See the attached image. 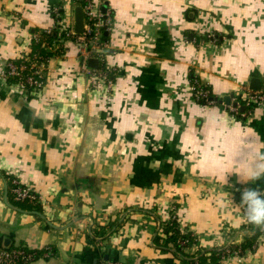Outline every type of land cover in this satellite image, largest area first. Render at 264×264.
Masks as SVG:
<instances>
[{"label":"crops","instance_id":"1","mask_svg":"<svg viewBox=\"0 0 264 264\" xmlns=\"http://www.w3.org/2000/svg\"><path fill=\"white\" fill-rule=\"evenodd\" d=\"M62 1L74 26L66 10L80 4ZM58 2L0 0L2 246L53 247L30 264H197L201 255L216 264L211 250L255 233L238 190L264 192V178L249 180L264 156V103L229 108L244 87L264 90V0H108L106 59L91 67L111 85L82 71L76 46L58 31ZM48 30L61 48L46 50V86L23 89L7 65ZM197 83L213 103L194 97ZM13 179L37 202L17 201ZM173 207L196 237L183 253L161 228ZM217 264H264V233L253 249Z\"/></svg>","mask_w":264,"mask_h":264},{"label":"built area","instance_id":"2","mask_svg":"<svg viewBox=\"0 0 264 264\" xmlns=\"http://www.w3.org/2000/svg\"><path fill=\"white\" fill-rule=\"evenodd\" d=\"M75 1V0H74ZM77 1V0H76ZM103 0H84L81 4L84 12V29L81 33L74 31V26H68L64 21V5H57L53 8V13L58 17V31L62 39L71 40L78 50V56L81 62L82 71L91 77L106 79L111 85L110 79L104 73L93 70L89 65L91 58H97L99 61H105L108 42L104 39V32L111 31L114 27V19L110 10H102ZM63 7V13L59 10ZM46 32H49L46 31ZM32 53V52H31ZM41 56L32 57L31 54L21 56L18 63L11 62L7 65V75L17 80L20 87L38 92L45 88L46 62L40 61ZM29 72L25 74V71ZM245 88V87H244ZM242 89L243 93L236 105H229L231 111L238 113L241 104L251 107L259 106L264 103V90L253 91L249 88ZM194 97L201 100L206 99L213 103L209 97V92L204 85L194 84L192 86ZM241 102V104H240ZM15 199L17 200H38V196L32 189L20 183L18 179H13V188ZM175 214V211H172ZM246 223H248L246 219ZM49 248V247H47ZM48 255V252L46 253ZM238 255V254H236ZM32 253L26 251L23 247L0 248V264H30L34 261ZM69 264H148L143 261L126 262L116 258H99L96 262H78L71 261Z\"/></svg>","mask_w":264,"mask_h":264},{"label":"trees","instance_id":"3","mask_svg":"<svg viewBox=\"0 0 264 264\" xmlns=\"http://www.w3.org/2000/svg\"><path fill=\"white\" fill-rule=\"evenodd\" d=\"M61 1L62 0H60V2H58L59 6L60 5L62 6ZM77 2L81 5L84 3V0H82V1L77 0ZM59 12H60V14L63 13V7L60 8ZM54 16H55L56 21H57L58 17L56 16L55 13H54ZM55 32H56V30H55ZM55 32L54 31H49V32L45 31L41 34L36 35L33 50L31 53L32 57H34L36 55L41 56L42 58L40 61L46 62L48 57H49V53L46 52L48 47L53 46V48H55L54 51H59L58 49H60L61 47L57 46V43H55L57 41V36H56ZM28 72H29V70L28 71L26 70L25 74H27ZM209 97L211 98V95H209ZM201 101H203L204 103L207 102L206 99H201ZM13 195H14V193H13ZM17 201H20V202H37V200H23V201L17 200ZM176 208L177 207H173V211H176ZM249 226L251 228L254 225L249 224ZM161 228H162L163 232L168 236V238L170 240H173L176 251L183 253L184 247H190L196 243V237L194 235H192L191 233L184 231L180 228V223H179L178 216L176 215V213L175 214L173 213L171 215V217L169 218V220L162 221L161 222ZM254 228H255V233L248 235L243 243L231 245L230 248H228V251H226V249L211 250L210 251V257L212 256L213 261H216V264H217V259H222L225 256L227 257L230 255H236V254L241 255L247 249H253V245L257 241V238L264 233V229L257 228L255 226H254ZM156 240H158V239H156ZM21 247L26 249V251L32 253V255L34 256L33 257L34 260H36L37 258H40V257L48 258V257L54 255V253H55L53 247H49V248H45V249H29V248L24 247V246H21ZM0 248H4L1 244V238H0ZM47 252H48V255H46ZM208 256L201 255L197 260H195V262L197 264H203V262L206 261V258Z\"/></svg>","mask_w":264,"mask_h":264},{"label":"clouds","instance_id":"4","mask_svg":"<svg viewBox=\"0 0 264 264\" xmlns=\"http://www.w3.org/2000/svg\"><path fill=\"white\" fill-rule=\"evenodd\" d=\"M262 178H264V156H259L249 168V180L258 181ZM238 191L239 206L243 208L248 223L264 229V192L247 184Z\"/></svg>","mask_w":264,"mask_h":264},{"label":"water","instance_id":"5","mask_svg":"<svg viewBox=\"0 0 264 264\" xmlns=\"http://www.w3.org/2000/svg\"><path fill=\"white\" fill-rule=\"evenodd\" d=\"M82 1V0H81ZM108 0H105V3L103 4V10H106V8L108 7ZM74 16H75V23H74V31L77 32V33H81L84 29V12H83V8L81 5H77L75 7V10H74ZM89 65L92 66V67H95L97 68L98 67V59L97 58H91L89 60ZM226 101L227 103L230 102V99L229 97H224L222 100L220 101ZM237 103L235 102L234 105H236ZM241 110H244V106L241 107ZM11 205V204H10ZM13 206V205H11ZM41 216H44L42 213H39ZM47 223L52 226V227H55L57 228L58 226L55 225L54 223H52L50 220H47ZM105 258H108V257H105ZM97 260L96 259H88V262H96Z\"/></svg>","mask_w":264,"mask_h":264},{"label":"rangeland","instance_id":"6","mask_svg":"<svg viewBox=\"0 0 264 264\" xmlns=\"http://www.w3.org/2000/svg\"><path fill=\"white\" fill-rule=\"evenodd\" d=\"M62 3H63V5H64V2L62 1ZM75 6V3H73V8H68L67 10H66V13H67V15H69V14H72V11H74V7ZM69 13V14H68ZM70 16V15H69ZM64 21L66 22V24L68 25V26H70L71 24H70V22L68 21V16H65V19H64ZM211 33V32H210ZM79 262V261H78Z\"/></svg>","mask_w":264,"mask_h":264}]
</instances>
